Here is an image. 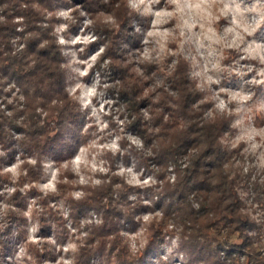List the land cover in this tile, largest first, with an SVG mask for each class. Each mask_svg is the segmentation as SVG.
Masks as SVG:
<instances>
[{
	"label": "trees",
	"instance_id": "16d2710c",
	"mask_svg": "<svg viewBox=\"0 0 264 264\" xmlns=\"http://www.w3.org/2000/svg\"><path fill=\"white\" fill-rule=\"evenodd\" d=\"M60 1L64 0H0V147L28 149L35 155L29 162L21 154L19 183L40 179L45 153L60 160L68 150L67 127L80 117L79 104L67 89L65 56L51 18H44ZM72 1L89 11L103 4L115 16L120 44L136 43L132 23L141 25L145 17L127 0ZM170 47L175 51L166 53L162 64L156 63L144 75L135 71L121 51L122 44L120 53L112 42L106 52L120 73L118 96L128 125L143 144H150V154L140 151L139 159L146 167L155 166L154 181L132 186L123 176L106 173L99 175L98 184L80 185L67 169L60 170L55 192L41 195L33 186L28 190L42 208L38 219L43 237L47 236L43 232L50 231L49 215L58 228V239L64 237L63 219L51 201L63 199L75 221L85 210L100 214L101 221L79 238L71 264H90L97 257L107 264H144L149 250L174 235L188 263L264 264V180L243 165L240 147L226 143L234 133L232 114L211 110L209 117L204 116L210 106L189 75L190 63L176 44ZM227 56L237 53L229 49ZM159 70L164 83L149 87L147 80ZM142 107L148 108V118L141 113ZM183 154L185 162L179 161ZM63 176L69 180L62 181ZM9 181L0 169V182ZM74 187L82 191L77 198L71 193ZM22 197L12 203L21 205ZM154 210L160 215L149 220L145 245L132 252L122 231H134L140 215ZM7 212L17 216L16 225L21 224V214L9 208ZM35 244L29 242L27 249L40 264L43 255L50 257L49 244L43 242L40 248Z\"/></svg>",
	"mask_w": 264,
	"mask_h": 264
},
{
	"label": "rangeland",
	"instance_id": "374dc122",
	"mask_svg": "<svg viewBox=\"0 0 264 264\" xmlns=\"http://www.w3.org/2000/svg\"><path fill=\"white\" fill-rule=\"evenodd\" d=\"M127 2L145 17L141 25L132 23L137 33L136 43H121V51L135 71L143 75L151 72L154 65L162 64L166 53L175 51L170 46L176 44V49L190 63L189 75L196 79L208 100L210 107L204 116L209 117L211 110L232 114L234 133L226 143L240 147L243 165L264 180V0ZM94 7L89 11L79 1L64 0L53 11L45 13V20L51 18L54 36L65 56L67 89L79 104L80 117L67 127L68 150L60 160L49 152L42 156L43 174L35 183L18 182L21 154L33 162L34 153L28 149L13 151L0 147V169L10 177L9 182H0V264H38L27 249L29 242L36 243L37 248L43 242L49 244L50 257L43 255L40 264H71L79 238L91 225L101 221L94 209L83 211L75 221L66 202L59 198L50 205L63 219L65 229L61 235L64 237L58 239V228L50 221V215V231L43 232L47 234L43 237L38 219L42 208L38 198L28 190L33 186L41 195L55 192L60 170L70 169L80 185L98 184L99 175L106 173L123 176L132 186L144 187L154 181L155 166L146 167L139 159L140 151L150 154V144H143L128 125L130 120L118 96L120 73L106 56L111 42L120 53L117 21L103 4L97 3ZM16 29L20 30L21 25ZM229 49L235 50L237 56L229 58ZM163 79L161 70L153 72L147 80L148 86L161 85ZM141 113L148 118L147 107H142ZM186 158L183 154L179 161L185 162ZM67 180L63 176L62 181ZM71 193L77 198L82 191L74 187ZM21 195L24 196L20 199L21 205L16 207L12 202ZM132 198L131 194L129 199ZM7 208L24 217L20 225H16L17 216L7 212ZM154 215L159 216L160 211L142 213L134 231H122L132 252L145 245V230ZM90 264L107 263L97 257ZM144 264L204 263H188L174 235L149 250Z\"/></svg>",
	"mask_w": 264,
	"mask_h": 264
},
{
	"label": "clouds",
	"instance_id": "9594fccd",
	"mask_svg": "<svg viewBox=\"0 0 264 264\" xmlns=\"http://www.w3.org/2000/svg\"><path fill=\"white\" fill-rule=\"evenodd\" d=\"M141 2H143V0H141ZM138 143V142H137ZM113 147H115V144H113ZM147 182V181H146Z\"/></svg>",
	"mask_w": 264,
	"mask_h": 264
}]
</instances>
